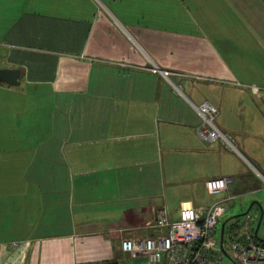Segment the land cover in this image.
<instances>
[{
    "label": "crops",
    "instance_id": "0c3cea01",
    "mask_svg": "<svg viewBox=\"0 0 264 264\" xmlns=\"http://www.w3.org/2000/svg\"><path fill=\"white\" fill-rule=\"evenodd\" d=\"M0 65L22 70L19 85L0 80V244L26 242L24 264H142L122 239L156 234L158 210L177 219L184 201L240 199L227 228L254 201L256 234L264 202L247 194L264 189V0H0ZM204 101L235 148L199 137L193 103ZM159 138L179 146L194 193L202 184L214 200L169 204ZM221 176L233 181L211 194Z\"/></svg>",
    "mask_w": 264,
    "mask_h": 264
},
{
    "label": "built area",
    "instance_id": "2783aa9c",
    "mask_svg": "<svg viewBox=\"0 0 264 264\" xmlns=\"http://www.w3.org/2000/svg\"><path fill=\"white\" fill-rule=\"evenodd\" d=\"M161 72L167 79L173 74L168 69H161ZM249 87L253 93L262 90L256 84ZM193 107L202 118L197 127L201 139L223 140L235 148L231 137L215 122L219 114L215 104L204 101L193 103ZM232 181V176L212 177L207 180V189L211 194L220 195ZM226 202L227 199L219 198L208 207L200 208L191 201H184L177 219H171L169 208L164 206L157 213V233L144 237L125 236L122 249L130 257L142 259V264H224L227 256L233 264H264V240L248 231L250 220H253L250 214L244 223L246 233L238 231L239 224L225 227L223 231L221 219L227 211ZM26 244L20 241L0 244V251L5 247L12 251L7 259L9 264H24Z\"/></svg>",
    "mask_w": 264,
    "mask_h": 264
},
{
    "label": "rangeland",
    "instance_id": "374dc122",
    "mask_svg": "<svg viewBox=\"0 0 264 264\" xmlns=\"http://www.w3.org/2000/svg\"><path fill=\"white\" fill-rule=\"evenodd\" d=\"M262 93H263V91L257 95H262ZM219 121H221V120H219ZM219 121L215 120L217 125H220ZM222 122L225 124L224 116H223ZM158 140H159V143L157 146L160 148L158 155L161 157L162 161L165 162L166 165H168L167 166L168 171L171 172V176H172V177L168 178L167 182H166V190H167V192L170 193V198L168 200L169 204H171L173 208L177 209L178 206L180 205V201L183 198H186L188 196H193L192 194H196V198L200 199L205 204L214 200L215 199L214 196L208 194L207 190L204 188V185H202V184L198 185L195 193H194V190L192 189V187H190V186H192V184L196 183V175L189 176L188 174L186 175L185 173L181 172V165L182 164L180 162L181 155L179 152L181 150H178L179 146L177 145V143L172 142L171 144H169L167 142H162V138H159ZM167 148H169V149H167ZM227 149H229V151H227L226 154L230 155L229 152L231 151L232 153H234V155H239V154H237V151H235L231 148H227ZM161 150H162V152H161ZM219 168H220V163L217 162L216 163V169H219ZM168 171H167V173H168ZM173 174H174V176H173ZM257 194H259V195L256 196V194L255 195L247 194V197L251 198V197L255 196L254 200L259 199V200H263L262 202H264V189H262L261 191H257ZM234 203H236V204H233V202L230 201V203L227 204V211L225 212V214L222 218V222H224V221L229 222L228 226L234 222V221L232 222V219H231L232 216L236 215L239 212H242V207L240 206L241 205L240 199L235 200ZM248 207H247V209H248ZM250 214L253 217L259 216V207H258L257 203L250 210ZM240 217H242V219L239 222H236L235 224H240L243 221H245L247 215H243ZM256 224H258V222ZM257 238L264 239V216H263L260 228H259ZM224 264H233V260L227 256L225 258Z\"/></svg>",
    "mask_w": 264,
    "mask_h": 264
},
{
    "label": "water",
    "instance_id": "95a60500",
    "mask_svg": "<svg viewBox=\"0 0 264 264\" xmlns=\"http://www.w3.org/2000/svg\"><path fill=\"white\" fill-rule=\"evenodd\" d=\"M21 75H22L21 68L2 67L0 65V80L6 82L9 85H19L21 83ZM254 203L255 202L253 201L250 204V206L248 207V209L240 215H245V214L249 213L250 210L252 209ZM263 216H264V209H263V207H261V215H260L258 225L256 228V234H258V230H259V227L261 225ZM225 226H226V222H224L222 224L223 231L225 229Z\"/></svg>",
    "mask_w": 264,
    "mask_h": 264
},
{
    "label": "trees",
    "instance_id": "16d2710c",
    "mask_svg": "<svg viewBox=\"0 0 264 264\" xmlns=\"http://www.w3.org/2000/svg\"><path fill=\"white\" fill-rule=\"evenodd\" d=\"M262 240H264V239H262ZM108 264H119V263H118V261H112V262H109Z\"/></svg>",
    "mask_w": 264,
    "mask_h": 264
}]
</instances>
